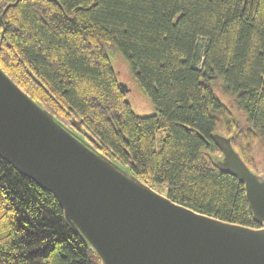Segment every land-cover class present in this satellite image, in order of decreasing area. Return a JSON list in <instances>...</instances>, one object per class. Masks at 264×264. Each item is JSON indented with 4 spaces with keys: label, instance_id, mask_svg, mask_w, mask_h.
<instances>
[{
    "label": "trees",
    "instance_id": "1",
    "mask_svg": "<svg viewBox=\"0 0 264 264\" xmlns=\"http://www.w3.org/2000/svg\"><path fill=\"white\" fill-rule=\"evenodd\" d=\"M112 51L153 113L131 108ZM0 68L170 199L258 226L243 183L216 165L213 135L231 136L264 178V0H0ZM0 264H102L54 195L1 157Z\"/></svg>",
    "mask_w": 264,
    "mask_h": 264
},
{
    "label": "water",
    "instance_id": "2",
    "mask_svg": "<svg viewBox=\"0 0 264 264\" xmlns=\"http://www.w3.org/2000/svg\"><path fill=\"white\" fill-rule=\"evenodd\" d=\"M217 166L236 176L258 226L170 199L99 154L0 68V157L50 191L102 264H264V178L213 135Z\"/></svg>",
    "mask_w": 264,
    "mask_h": 264
},
{
    "label": "rangeland",
    "instance_id": "3",
    "mask_svg": "<svg viewBox=\"0 0 264 264\" xmlns=\"http://www.w3.org/2000/svg\"><path fill=\"white\" fill-rule=\"evenodd\" d=\"M110 59L117 73V77L119 81L125 86V89L127 91L126 100L129 102L131 108L137 114H141V115L153 113L154 108L151 102L149 101L148 97L140 89L137 80L132 75L125 60L120 55L116 54L113 51L112 53H110ZM229 109H230V112L234 115V117L236 119H239L238 112L233 107H229ZM240 121L242 122V119ZM254 154L256 157H259L258 154L256 153ZM160 192L165 193L163 191H160Z\"/></svg>",
    "mask_w": 264,
    "mask_h": 264
},
{
    "label": "bare ground",
    "instance_id": "4",
    "mask_svg": "<svg viewBox=\"0 0 264 264\" xmlns=\"http://www.w3.org/2000/svg\"><path fill=\"white\" fill-rule=\"evenodd\" d=\"M223 135V134H222ZM217 165V164H216ZM236 177V176H235ZM239 180V179H238ZM240 181V180H239ZM241 182V181H240ZM242 183V182H241ZM243 186H244V184H243ZM244 191H245V189H244Z\"/></svg>",
    "mask_w": 264,
    "mask_h": 264
}]
</instances>
